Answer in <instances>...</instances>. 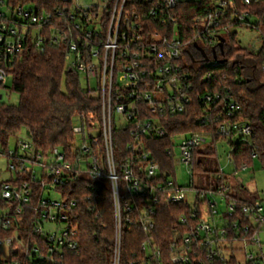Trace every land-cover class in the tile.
Returning a JSON list of instances; mask_svg holds the SVG:
<instances>
[{
  "label": "built area",
  "instance_id": "2783aa9c",
  "mask_svg": "<svg viewBox=\"0 0 264 264\" xmlns=\"http://www.w3.org/2000/svg\"><path fill=\"white\" fill-rule=\"evenodd\" d=\"M64 1L63 8L39 12L34 6L27 8L31 5L0 0V88H7L11 65L21 55L65 46L68 65L80 74L91 96L100 100L101 115L88 122L77 116L76 138L69 149L61 146L42 153L27 134L17 137L15 149L8 151V167L15 176L0 187L2 197L12 201L7 212H14L17 227L13 236L0 241V264H50L67 249L78 251L80 196L94 210V204L104 203L107 189L114 220L111 264L121 263L127 226L144 233L142 264L225 261L236 257L237 242L244 245L245 264H264L260 239L264 200L234 199L238 193H233L223 168L218 165L208 170L205 166L210 158L204 151L211 140L202 135L170 134L168 129L169 119L192 105L191 65L217 68L223 63L221 43L224 50L226 36L239 28L232 22L238 20L260 33L262 17L254 12L240 14L227 0H211L210 8L194 19L193 42L178 28L180 0H95L86 6L78 0ZM192 43L200 48L202 59H195ZM262 48V42L253 47L255 51ZM203 79L214 80V72ZM199 98L205 108L198 123L207 124L213 117L222 136L238 137L237 142L252 136V126L236 118L238 107L229 89L224 94L203 93ZM179 136L183 138L178 143ZM177 166L191 175L190 186L178 181ZM22 175L26 180L19 181ZM62 189L75 196L69 199ZM37 190L39 197L32 204ZM52 192L59 198H52ZM177 204L190 209L180 216L181 224L190 220L196 224L182 239H175L165 254L154 236L158 211ZM7 212L6 229L13 226ZM231 229L235 235L228 241L225 237ZM251 245L258 247L257 253L248 251Z\"/></svg>",
  "mask_w": 264,
  "mask_h": 264
},
{
  "label": "trees",
  "instance_id": "16d2710c",
  "mask_svg": "<svg viewBox=\"0 0 264 264\" xmlns=\"http://www.w3.org/2000/svg\"><path fill=\"white\" fill-rule=\"evenodd\" d=\"M13 1L16 4L34 6L39 12H52L56 8L67 5L64 0ZM210 1L180 0L176 8L178 28L184 31L185 37L193 42L196 37L194 19L210 8ZM227 1L234 3L240 14L254 12L262 17L259 31L263 48L255 51L241 46L237 41V33L234 32L226 36L223 63L217 68L203 64L191 65L189 70L193 74L195 84V89L191 93L192 105L184 114L171 117L169 119L171 127L168 129L170 134L187 133L210 139L211 144L204 151L209 158L218 157L217 144L222 140H229L230 157L237 170H243L244 166L254 167L256 160H259L264 168V0H252L251 3H246L245 0ZM232 23L238 27L243 25L238 20ZM190 50L195 59H202L194 43L191 44ZM67 56V47L49 46L45 52H27L11 65L9 77L12 83L7 86V89L17 94L18 102L2 101L3 98L0 101V144L3 147L0 150L1 155H5L7 159H9L10 140L27 134V131L30 132V139L36 149L47 153L55 147L70 148L71 142L76 138L73 128L77 116L85 122L100 118V100L91 96L80 74L68 65ZM211 71L214 72V80L204 81V76ZM226 89L231 91V96L236 101L237 120L247 122L253 128V134L247 141L237 142L233 140V137L218 134L217 123L213 117L207 124L197 122L205 108L199 96L214 91L224 94ZM159 155L166 159L162 151ZM18 180H26V176L22 175ZM33 186L35 189H40V185L33 184ZM67 189L62 190L71 199L75 194ZM39 193L40 191L37 190L32 204L36 203ZM243 193L242 196L239 194L233 196L234 199L263 200L257 194L245 193L244 195ZM105 194L106 198L102 205H93L97 210H90V203L84 199L83 195L80 196V248L78 251L67 249L62 258L50 264L112 263L114 257L113 205L108 189ZM11 203V200L2 197L0 191V241L13 236L16 231L14 212L12 209L7 212ZM6 212L7 217L13 221V226L8 229L3 226ZM189 212V207L182 204L170 205L158 211L157 230L154 236L165 254H168L170 245L175 239H182L196 224L195 220L181 224L180 216ZM27 213L30 214L31 210ZM23 221L24 218L21 219V223ZM233 235L235 231L231 229L225 239L230 241ZM144 240L142 230L127 226L123 236L120 264H142L146 258V253L142 249ZM208 264H238V260L233 256L225 261L214 260Z\"/></svg>",
  "mask_w": 264,
  "mask_h": 264
},
{
  "label": "rangeland",
  "instance_id": "374dc122",
  "mask_svg": "<svg viewBox=\"0 0 264 264\" xmlns=\"http://www.w3.org/2000/svg\"><path fill=\"white\" fill-rule=\"evenodd\" d=\"M81 5H90L95 2V0H78ZM32 6H27L30 8ZM233 32L237 33V41L238 43L249 49H253L254 46L261 44L260 33L256 30L249 29L246 26H242L236 29H233ZM259 38V39H258ZM12 83L11 77L8 78V82L6 86H10ZM84 84V83H83ZM96 82L92 81V88H96ZM3 95L2 101H8L10 103H17L18 96L15 93H11L7 88H0V95ZM77 124V120H75ZM80 137H78L79 139ZM183 137L179 136L177 138V142L179 143ZM234 141L238 140V137L233 138ZM17 143V138H12L9 143V148L11 150L15 149ZM0 148L3 149L0 144ZM218 149V157L210 158L206 160L205 166L208 170H214L219 165L223 168L225 172L226 181L230 187L233 189V193L237 192L242 196V193H251L257 194L261 199L264 200V168L259 160H256L254 167H250L246 170H237L235 164L230 160V152L231 146L229 144V140H222L217 144ZM38 170V168H37ZM176 176L178 181L184 186H190L191 184V175L186 171V169L182 166H177ZM15 173L12 172L8 167V159L5 155H0V185L2 182L9 180L14 177ZM198 177L195 176L193 178V182L195 185L198 184ZM243 191V192H242ZM242 192V193H241ZM51 197L54 199H58L59 196L56 192L51 193ZM260 239L262 241V257L264 258V228L260 234ZM236 247L238 248L235 252L236 257L240 264H245L246 261V253L242 249L244 247L243 243L237 242ZM249 252L257 253L258 247L256 245H251L248 248ZM7 256L6 248L3 249V257Z\"/></svg>",
  "mask_w": 264,
  "mask_h": 264
},
{
  "label": "water",
  "instance_id": "95a60500",
  "mask_svg": "<svg viewBox=\"0 0 264 264\" xmlns=\"http://www.w3.org/2000/svg\"><path fill=\"white\" fill-rule=\"evenodd\" d=\"M199 48V47H198ZM200 49V48H199ZM221 50H222V52H223V43H221ZM205 55V54H204ZM206 60H208V58H206ZM27 135L29 136V137H31V134H30V132L29 131H27Z\"/></svg>",
  "mask_w": 264,
  "mask_h": 264
}]
</instances>
